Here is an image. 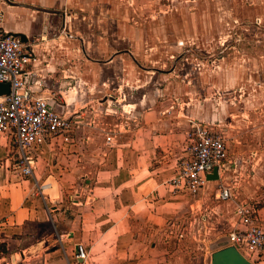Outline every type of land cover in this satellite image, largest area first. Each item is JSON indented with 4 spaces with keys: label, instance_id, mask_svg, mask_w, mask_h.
<instances>
[{
    "label": "rangeland",
    "instance_id": "obj_1",
    "mask_svg": "<svg viewBox=\"0 0 264 264\" xmlns=\"http://www.w3.org/2000/svg\"><path fill=\"white\" fill-rule=\"evenodd\" d=\"M25 2V13L10 24L27 34L28 45L46 49H38L36 77L63 106L68 142L74 135L87 141L89 166L108 137L139 122L138 110L181 130L175 164L188 155L198 128L225 143L219 180L187 194L197 201L193 211L166 230L172 264H210L236 204L264 218V0ZM64 14L71 15L65 27ZM65 32H80L84 42H67ZM222 186L231 199L217 198Z\"/></svg>",
    "mask_w": 264,
    "mask_h": 264
},
{
    "label": "crops",
    "instance_id": "obj_2",
    "mask_svg": "<svg viewBox=\"0 0 264 264\" xmlns=\"http://www.w3.org/2000/svg\"><path fill=\"white\" fill-rule=\"evenodd\" d=\"M25 4L0 0V26L25 35L29 43L27 34L10 24L11 17L25 13ZM70 17L62 15L64 27ZM76 33L65 32L67 42H84L83 34ZM28 47L34 59L26 68L28 80L38 94L46 95L36 77L38 49H46ZM82 49L86 51L84 43ZM59 109L64 112L63 106ZM70 109L67 105L65 111ZM136 114L139 122L109 137L93 167L86 160L87 141L74 135L65 142L58 136L36 149L30 177L15 174L14 137L0 134V264L173 263L166 230L197 203L190 194L173 193L168 184L184 135L174 121L139 110ZM79 245L87 253L85 260L76 257Z\"/></svg>",
    "mask_w": 264,
    "mask_h": 264
},
{
    "label": "built area",
    "instance_id": "obj_3",
    "mask_svg": "<svg viewBox=\"0 0 264 264\" xmlns=\"http://www.w3.org/2000/svg\"><path fill=\"white\" fill-rule=\"evenodd\" d=\"M26 43L0 26V83L9 84L10 88L8 95L0 97V134L14 137L18 157L12 167L21 177L32 176L36 149L58 136L68 142L70 128L69 120L57 110L56 99L38 94L28 80L26 68L34 59ZM194 136L188 155L179 159L176 173L168 181L173 193L197 194L210 182L207 176L214 168L220 177L227 161L221 137L203 127ZM232 197L225 186L217 194L221 200ZM234 218L226 234L228 245L234 246L251 263L264 264V219L259 217L258 209L240 202L235 205ZM76 257L81 260L87 257L80 245Z\"/></svg>",
    "mask_w": 264,
    "mask_h": 264
},
{
    "label": "water",
    "instance_id": "obj_4",
    "mask_svg": "<svg viewBox=\"0 0 264 264\" xmlns=\"http://www.w3.org/2000/svg\"><path fill=\"white\" fill-rule=\"evenodd\" d=\"M18 36L22 42L26 43L27 38L20 33H12ZM10 91L9 84L0 83V97L8 95ZM38 91V90H35ZM219 179L217 168H214L212 174L207 176L208 181H217ZM210 264H253L234 246L228 245L226 237L222 247L213 251L210 255Z\"/></svg>",
    "mask_w": 264,
    "mask_h": 264
}]
</instances>
